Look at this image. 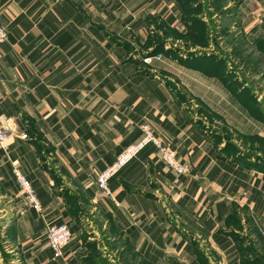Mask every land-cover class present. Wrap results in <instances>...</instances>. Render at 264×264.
I'll list each match as a JSON object with an SVG mask.
<instances>
[{"label":"crops","instance_id":"0c3cea01","mask_svg":"<svg viewBox=\"0 0 264 264\" xmlns=\"http://www.w3.org/2000/svg\"><path fill=\"white\" fill-rule=\"evenodd\" d=\"M197 6L208 45L185 37ZM0 21V118L14 120L8 149L0 143V253L23 264H245L264 254V169L226 150L238 136L264 139V86L238 64L245 55L264 73V0H0ZM159 43L162 58L145 64ZM203 53L226 67L217 73L208 64L218 57ZM227 70L241 81L226 83ZM144 122L190 171L170 170L148 145L106 196L98 174ZM64 222L73 236L55 258L47 228Z\"/></svg>","mask_w":264,"mask_h":264},{"label":"built area","instance_id":"2783aa9c","mask_svg":"<svg viewBox=\"0 0 264 264\" xmlns=\"http://www.w3.org/2000/svg\"><path fill=\"white\" fill-rule=\"evenodd\" d=\"M7 38L8 29L0 21V44L5 42ZM154 58L161 59L162 54L144 56L143 62L150 64ZM13 126L14 120L12 118H0V143L5 150L8 149L6 141L13 135ZM141 129L143 131L142 138L138 142L129 145L112 164L108 165L98 174L97 186L106 196H112L110 180L148 145L155 147L162 161L170 170L178 174H187L190 171L189 164L178 157L175 150L155 133V130L149 123H142ZM15 175L24 192L28 205L41 211V202L31 181L18 169L15 170ZM72 236V228L68 223H57L48 226V243L55 258H59L64 254L71 243Z\"/></svg>","mask_w":264,"mask_h":264},{"label":"rangeland","instance_id":"374dc122","mask_svg":"<svg viewBox=\"0 0 264 264\" xmlns=\"http://www.w3.org/2000/svg\"><path fill=\"white\" fill-rule=\"evenodd\" d=\"M206 0H192L193 3H200L202 4V2H204ZM209 1V0H208ZM199 10L195 11V14H203V8L199 7ZM202 16V15H201ZM203 17V16H202ZM215 30V28L213 29ZM227 42V41H226ZM226 42H222V39H218L216 37H214V43L216 44V46L218 48H221L222 46L226 45ZM223 43V44H222ZM245 59V60H244ZM242 60H244V70L246 71L245 73H243L244 78L249 79V81L251 82V84H253V86H264V73L263 74H256V72L261 71L260 68L258 69V66L256 69H254L253 63L249 58H245V55L240 57L238 60V64L242 63ZM255 71V73H254ZM254 73V74H253ZM231 76L228 78L231 79L233 82L236 81H241L239 78L237 79L235 75H233L231 72L229 73ZM202 109V108H201ZM222 130L225 132V134H227V138L230 140H232V137H234V133H230V130L228 128H224L222 127ZM235 142V141H234ZM232 143L230 145L227 146V152L230 153L231 155H233V157L235 159H239L243 162H249V161H257V157H264V139H256V138H248V137H240L238 136V145L243 147V149H241L238 145H236L235 143ZM258 152L260 154H258ZM5 204L7 205L6 200L4 201V199L0 200V204ZM6 207V206H5ZM7 239H9V237H7ZM4 240H6V238H4ZM0 244H8V243H3L2 238L0 237ZM10 251L8 249H2L1 248V253H0V260H2L0 262V264H23L20 262H17V260L19 259L16 255L17 252L15 253H9ZM252 256H259L260 254H258V252H256L255 250L251 252Z\"/></svg>","mask_w":264,"mask_h":264},{"label":"trees","instance_id":"16d2710c","mask_svg":"<svg viewBox=\"0 0 264 264\" xmlns=\"http://www.w3.org/2000/svg\"><path fill=\"white\" fill-rule=\"evenodd\" d=\"M183 2V0H181ZM184 1H191V0H184ZM199 7H195L194 9H189L186 10V19L185 21L187 22V24L189 25L188 28V32L185 35V37L187 38V40H189L191 43L194 44H202V45H208V41L206 39V34L208 32L207 27L205 26V24L203 23V21L200 19V17L198 16V14H195V11L199 10ZM189 22V23H188ZM162 50V43H159L155 46L154 50L150 52V54H157ZM171 52V51H170ZM168 52V53H170ZM176 56H179L178 52H174ZM173 53V54H174ZM189 55H195V54H189ZM214 56L218 57V61L215 60V58H213ZM195 57H199V58H203L205 60H207V58H213V61L210 62V65L212 68H214L216 70L217 73L220 72V67L217 64H224L226 67V63L225 60L218 54L212 53L211 56L203 53L201 56H195ZM231 71L227 72H221L219 75L221 76V78L228 83L229 85H231V83H235V81L233 82L231 79L228 78V76L230 77L231 75L229 74ZM232 73V72H231ZM233 74V73H232ZM234 75V74H233ZM234 89V88H233ZM262 140V138H260ZM232 143H229V145ZM253 164L255 166H259L261 168L264 169V157H257V161L255 160L253 162ZM245 264H264V254H260L259 256H252L251 258H248L245 262Z\"/></svg>","mask_w":264,"mask_h":264}]
</instances>
